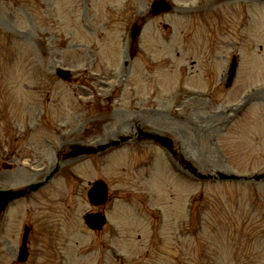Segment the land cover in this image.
<instances>
[{
    "label": "rangeland",
    "instance_id": "1",
    "mask_svg": "<svg viewBox=\"0 0 264 264\" xmlns=\"http://www.w3.org/2000/svg\"><path fill=\"white\" fill-rule=\"evenodd\" d=\"M173 1L181 7L197 3L201 13L148 20L137 53L127 51L129 30L136 18L146 17L152 0H41L31 10L20 0L0 4V189L39 181L61 149L65 157L74 144L121 134L134 138L137 127L171 135L185 159L205 174L264 171V105L223 136L193 126L197 99L178 105L186 96L182 91L205 82L213 87L228 53L246 43L247 78L242 58L237 86L205 87L228 102L243 88L264 86V5ZM167 24L171 33L162 27ZM206 55L213 57L206 61ZM125 59L129 82L113 89L111 80L122 78ZM198 60L206 74L197 76ZM64 66L75 69L69 82L55 76ZM93 80L105 90L93 93ZM216 101L204 123L218 118L223 104ZM171 113L185 116L184 123ZM133 141L107 166V156L61 158L45 187L1 215L0 264L16 262L24 224L31 228L25 264H264V183L195 181L168 167L153 143ZM6 162L13 169H2ZM101 178L109 186V203L101 209L107 224L93 232L82 218L99 208L88 204L85 193L87 182Z\"/></svg>",
    "mask_w": 264,
    "mask_h": 264
},
{
    "label": "water",
    "instance_id": "2",
    "mask_svg": "<svg viewBox=\"0 0 264 264\" xmlns=\"http://www.w3.org/2000/svg\"><path fill=\"white\" fill-rule=\"evenodd\" d=\"M20 192V191H19ZM7 197L10 195V193H8V192H3ZM15 196H17V195H20V193H17V192H15V194H14Z\"/></svg>",
    "mask_w": 264,
    "mask_h": 264
}]
</instances>
